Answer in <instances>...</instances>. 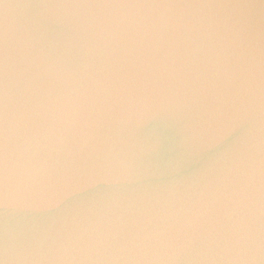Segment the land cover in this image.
Wrapping results in <instances>:
<instances>
[{"label":"water","instance_id":"water-1","mask_svg":"<svg viewBox=\"0 0 264 264\" xmlns=\"http://www.w3.org/2000/svg\"><path fill=\"white\" fill-rule=\"evenodd\" d=\"M264 264V0H0V260Z\"/></svg>","mask_w":264,"mask_h":264},{"label":"clouds","instance_id":"clouds-1","mask_svg":"<svg viewBox=\"0 0 264 264\" xmlns=\"http://www.w3.org/2000/svg\"><path fill=\"white\" fill-rule=\"evenodd\" d=\"M6 244H5V256L4 259L0 260V264H8V247H7V229L5 230Z\"/></svg>","mask_w":264,"mask_h":264}]
</instances>
